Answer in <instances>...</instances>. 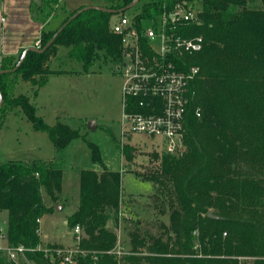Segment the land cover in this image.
<instances>
[{
	"label": "trees",
	"instance_id": "1",
	"mask_svg": "<svg viewBox=\"0 0 264 264\" xmlns=\"http://www.w3.org/2000/svg\"><path fill=\"white\" fill-rule=\"evenodd\" d=\"M132 2L92 0L89 6L107 11H82L49 43L86 6L69 11L58 27L46 30L59 0H32L29 11L43 26L38 44L44 51H28L11 72L24 49L0 60V127L19 109L33 130L46 133L57 155L48 161L0 165L6 244L33 249L24 255L34 264H59L55 251L64 248L44 241L37 220L54 211L60 200L61 154L82 136L64 123L47 124L27 96L14 95L15 87L28 82L35 97L51 75L64 72L49 66L59 48L84 72L101 56L118 65L120 37L111 33L109 24ZM175 2L197 7L199 21L189 33L203 37L202 49L183 58L186 67L197 66L199 71L189 86L182 146L174 155L154 154L156 166L134 172L153 184L154 208L168 213V225L160 223L154 235L135 221L128 232L129 248L118 255L117 235L108 222L117 227L120 220L121 172L81 170L77 207L66 217L68 229L80 228L78 241L72 235L75 264H264V0H140L136 18L146 19ZM86 144L92 162L101 163L98 147ZM121 153L127 163L133 159L131 146H123ZM209 212L218 218L208 217ZM0 264H9L2 251Z\"/></svg>",
	"mask_w": 264,
	"mask_h": 264
},
{
	"label": "rangeland",
	"instance_id": "2",
	"mask_svg": "<svg viewBox=\"0 0 264 264\" xmlns=\"http://www.w3.org/2000/svg\"><path fill=\"white\" fill-rule=\"evenodd\" d=\"M59 5L57 11L60 10ZM138 7L139 4L124 12L127 16H132L138 12ZM69 11H66V14ZM116 16L117 14H114L111 17L112 23ZM144 24L147 25V22ZM65 53L66 49L59 48L58 56L50 65L51 69L64 71V75L54 78L41 89L39 98H34L31 85L25 81H19L14 90L15 96L24 94L29 98L37 107V115L48 118L50 112L56 110L55 113L59 116L57 121L77 129L82 136L71 141L62 156L59 155L62 157L64 191L55 204L54 211L40 219V235L48 236L43 237L46 242H54L56 245H59L56 243L59 242L65 245H61L64 249L73 248L74 246H70L73 244V232L66 227L65 221L77 207L78 171L84 169L101 171L104 168L120 171L126 168L127 172L121 174L120 181L124 215L120 217L117 227L111 221L108 222V228L117 235L116 247L118 245L122 247L118 249L121 253L129 248L128 232L135 228V221L139 222L140 229L154 235L158 233L160 223L168 225V213L162 215L154 208L151 198L154 193L153 184L139 179L134 173H142L156 166L157 162L153 160V155L164 152V143L160 138H149L143 134H130L121 138L119 131L122 115V77L116 63L101 56L92 62L88 71L84 72L82 65L66 59ZM41 104L47 105L48 108H41ZM90 121L95 123L94 129L87 128ZM86 142L98 147L101 163L92 162ZM125 145L133 149V159L128 163L121 153V148ZM56 156L46 133L33 130L19 109L7 115L0 127V165L11 161H21L20 163L25 160L48 161ZM6 224L7 213L0 211V229L3 233L6 231ZM5 242V239L0 241L1 245ZM245 264L253 263L248 260Z\"/></svg>",
	"mask_w": 264,
	"mask_h": 264
},
{
	"label": "built area",
	"instance_id": "3",
	"mask_svg": "<svg viewBox=\"0 0 264 264\" xmlns=\"http://www.w3.org/2000/svg\"><path fill=\"white\" fill-rule=\"evenodd\" d=\"M136 16L137 12L132 16L119 13L109 24L111 33L120 37L122 53L117 66L122 77L120 136L143 134L160 138L164 153L174 155L182 146L190 103L189 86L199 71L197 66L186 67L183 59L199 52L203 46L201 35L189 33V28L199 21L198 9L186 2H175L171 8L163 7L160 13L146 19L138 20ZM195 115L200 116L198 108ZM72 232L78 241L79 226ZM5 237L0 229V239ZM28 250L33 249L0 247L8 256L9 264H34L25 258ZM55 252L60 258L59 264H75L76 249ZM115 253L120 254L118 250Z\"/></svg>",
	"mask_w": 264,
	"mask_h": 264
},
{
	"label": "crops",
	"instance_id": "4",
	"mask_svg": "<svg viewBox=\"0 0 264 264\" xmlns=\"http://www.w3.org/2000/svg\"><path fill=\"white\" fill-rule=\"evenodd\" d=\"M32 0H0V60L3 56H14L16 57L21 49L26 48H37L38 47V41H39V35L40 31L42 30L43 26L37 22L33 16L31 15L29 11V6ZM89 6L91 5L90 0L89 1H81V0H60V10L57 11L56 16L49 20L47 27H45L46 30H54V28L58 27V25L64 20L66 17V11L74 10L78 8L79 6ZM55 60L53 58L49 62V66L51 63ZM56 70V69H55ZM65 72H62L60 74H53L48 78V81L44 86H42L36 96L35 99L39 98L40 90L43 89L45 86H47L51 80H53L56 77H60L64 75ZM41 108L47 109V105L41 104ZM37 110V107H36ZM56 110H52L50 112L49 117L47 116H40L43 118V120L49 124L53 125L58 119V115L55 113ZM51 119V120H49ZM50 121H53L51 124ZM62 123V122H61ZM12 162V161H11ZM21 162V161H19ZM23 163H30V161L25 160ZM107 169V168H105ZM109 170V169H107ZM78 171V189H79V172ZM102 171V170H101ZM114 171V170H111ZM126 168L123 170V168L119 171L121 174L125 173ZM100 172V171H97ZM127 172V171H126ZM63 187L61 190V196L63 195ZM124 215L122 210V205L120 208V217ZM40 225V221H39ZM66 225V221H65ZM44 238H47V235H43ZM1 241V240H0ZM51 244H54V242H49ZM59 245H63L59 242H56ZM1 245V243H0ZM6 242L1 245L2 247L6 246ZM65 246V245H63ZM69 246V245H67ZM70 246H73L70 245ZM120 245L116 247V250L121 249Z\"/></svg>",
	"mask_w": 264,
	"mask_h": 264
},
{
	"label": "water",
	"instance_id": "5",
	"mask_svg": "<svg viewBox=\"0 0 264 264\" xmlns=\"http://www.w3.org/2000/svg\"><path fill=\"white\" fill-rule=\"evenodd\" d=\"M140 0H133V2L131 4H129L127 7L123 8V9H120L119 11H117L115 14H119V13H123L125 10L127 9H130L132 7H134L135 5H137V3L139 2ZM87 9H98V10H102V11H107L101 7H97V6H86V7H83L82 9L76 11L58 30L57 32L53 35L52 39L49 41V43L52 42V40L56 37V35L58 34V32H60L64 26H66L73 18H75L79 13H81L82 11L84 10H87ZM48 43V44H49ZM45 48L43 49H39V48H33V47H30V48H26L23 50L22 54H21V57H20V60L18 61V63L16 64V66L8 71V72H11V71H14L16 68L19 67V65L23 62V59L25 57V55L27 54L28 51H35V52H43ZM3 72V71H0V73ZM1 103H2V99H1V96H0V106H1ZM87 128L88 129H94L95 128V123L90 121L87 125ZM207 216L210 217V218H214V219H217L218 217L213 215L211 212L207 213Z\"/></svg>",
	"mask_w": 264,
	"mask_h": 264
}]
</instances>
